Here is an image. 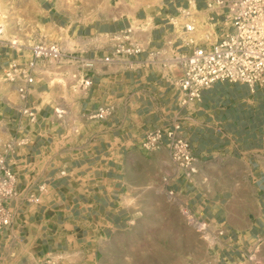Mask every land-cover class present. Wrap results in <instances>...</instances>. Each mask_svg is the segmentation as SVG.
Segmentation results:
<instances>
[{
	"label": "crops",
	"instance_id": "1",
	"mask_svg": "<svg viewBox=\"0 0 264 264\" xmlns=\"http://www.w3.org/2000/svg\"><path fill=\"white\" fill-rule=\"evenodd\" d=\"M134 2L140 6L133 19L124 15L79 31L92 36L136 26L144 30L137 33L139 42L150 51L190 38L181 8L188 7L196 23L204 18L206 26L215 17L207 0ZM46 13L53 24L65 21L50 8ZM217 19L215 40L226 27ZM3 47L0 72L24 58L16 47ZM145 57L146 52L136 56L141 61L131 68L97 65L93 85L77 95L39 76L25 98L9 83L0 92V137L25 138L7 157L17 196L8 202L10 223L0 231V264H44L53 256L58 264H105L117 252L114 239L166 198L201 237L211 238L212 246L189 264H264V78L254 86L215 82L181 106L179 68L147 63ZM58 104L65 111L60 119L53 113ZM101 106L110 112L91 118ZM24 108L34 113L32 119ZM155 127H176L189 141L193 174L176 168L164 144L153 151L139 146Z\"/></svg>",
	"mask_w": 264,
	"mask_h": 264
},
{
	"label": "built area",
	"instance_id": "2",
	"mask_svg": "<svg viewBox=\"0 0 264 264\" xmlns=\"http://www.w3.org/2000/svg\"><path fill=\"white\" fill-rule=\"evenodd\" d=\"M206 7L215 15L210 17L212 25L221 16L226 26L214 41L210 39L211 31H207L205 40L208 44L189 38L185 44L174 48L147 51L137 38V33L144 30L136 26L129 25L122 30L105 33L108 40L98 46L79 42V35L64 37L56 30L53 37L30 45V55L23 62L11 61L4 68L3 81L13 85L21 98L28 95L30 85L38 76L51 84L68 85L75 92H87L93 85L97 65L122 63L131 68L141 61L136 56L146 52L144 62H160L164 66L179 68L175 86L181 106L198 100L203 89L218 81L242 82L248 86L260 84L264 78V0H207ZM178 13L184 32L192 33L197 24L194 14L188 7L181 8ZM2 29L0 25V36ZM9 44L14 48L19 46L16 40ZM85 45L89 47L86 49ZM97 49H103L105 53L94 52ZM87 50L94 53L86 55ZM22 112L33 118L34 113L28 108ZM109 112L108 106H101L90 117L101 119ZM53 113L60 119L65 111L58 104ZM24 142L25 138L0 137V231L10 223L8 202L17 196L16 176L7 164V157ZM163 144L182 174L189 176L195 172V157L190 143L176 127L147 130L139 142V146L147 151L156 150ZM43 189L42 185L37 188L39 192ZM29 199L37 202L39 196L30 194Z\"/></svg>",
	"mask_w": 264,
	"mask_h": 264
},
{
	"label": "rangeland",
	"instance_id": "3",
	"mask_svg": "<svg viewBox=\"0 0 264 264\" xmlns=\"http://www.w3.org/2000/svg\"><path fill=\"white\" fill-rule=\"evenodd\" d=\"M139 6L134 0H0V22L4 24L6 31V37L0 38V46L7 48L12 38L20 42L23 46L16 48L20 50V54L23 52L24 58L19 57L17 62H23L30 55V45L53 37L56 30L65 35L64 37L68 34L81 36V43L101 45L108 38L104 34L96 33L106 31L97 30L93 31L96 35L85 36L79 29L83 26H97L101 22H109L124 15L133 19ZM49 8L65 21H56L53 24L46 17ZM132 24L138 23L132 21ZM207 31H211L210 39L214 41L216 35L212 25L206 26L204 18H201L195 30L188 36L208 44L205 40ZM85 47L87 49L89 45ZM3 69L0 72V92L9 90L7 82L3 81ZM59 86L61 92L69 91L75 95L79 93L68 85ZM160 203L159 207L152 206L145 212L144 218L136 223V228L132 227L124 235L114 239L113 249L116 248L117 252L112 253L111 259L105 261V264H189L195 256L205 251V246H212L208 234H202L207 239L201 237L190 226L175 201L166 198L164 201L161 199ZM58 263L57 256L44 260V264Z\"/></svg>",
	"mask_w": 264,
	"mask_h": 264
},
{
	"label": "bare ground",
	"instance_id": "4",
	"mask_svg": "<svg viewBox=\"0 0 264 264\" xmlns=\"http://www.w3.org/2000/svg\"><path fill=\"white\" fill-rule=\"evenodd\" d=\"M98 9H99V8H96V10H98ZM0 25H1L2 28H3V29H2V34H3V35L1 34V36H2L3 39H4V37H6V31H4V27H5V26H4V24L1 23V22H0ZM1 36H0V38H1ZM12 41H13V38H12ZM12 41H10V42H12ZM16 42H17V41H16ZM17 43H19V46H20V45L23 46L20 42H17Z\"/></svg>",
	"mask_w": 264,
	"mask_h": 264
}]
</instances>
